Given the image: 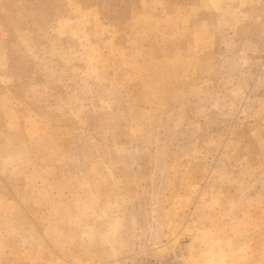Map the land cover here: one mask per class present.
<instances>
[{
    "label": "rangeland",
    "instance_id": "374dc122",
    "mask_svg": "<svg viewBox=\"0 0 264 264\" xmlns=\"http://www.w3.org/2000/svg\"><path fill=\"white\" fill-rule=\"evenodd\" d=\"M0 264H264V0H0Z\"/></svg>",
    "mask_w": 264,
    "mask_h": 264
}]
</instances>
